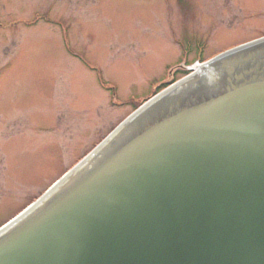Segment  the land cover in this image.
Listing matches in <instances>:
<instances>
[{
	"label": "water",
	"instance_id": "1",
	"mask_svg": "<svg viewBox=\"0 0 264 264\" xmlns=\"http://www.w3.org/2000/svg\"><path fill=\"white\" fill-rule=\"evenodd\" d=\"M0 264H264V36L126 117L0 227Z\"/></svg>",
	"mask_w": 264,
	"mask_h": 264
},
{
	"label": "rangeland",
	"instance_id": "2",
	"mask_svg": "<svg viewBox=\"0 0 264 264\" xmlns=\"http://www.w3.org/2000/svg\"><path fill=\"white\" fill-rule=\"evenodd\" d=\"M164 1L87 0L84 63L33 56L55 49L38 41L0 76V117L9 123L0 137L1 227L196 63L264 36V0H231L236 33L211 36L191 0H180L179 11Z\"/></svg>",
	"mask_w": 264,
	"mask_h": 264
},
{
	"label": "flooded vegetation",
	"instance_id": "3",
	"mask_svg": "<svg viewBox=\"0 0 264 264\" xmlns=\"http://www.w3.org/2000/svg\"><path fill=\"white\" fill-rule=\"evenodd\" d=\"M88 1L91 4L96 3V0ZM160 1L161 4L165 2ZM230 1L191 0L194 10L200 15L201 23L209 28L207 30L210 34L204 35H213L211 34L214 32L211 31L213 29H223L226 35L236 33H229L237 18V14L230 11ZM86 2L87 0H0V76H3L14 63L30 56L29 50L37 51L41 48V43L37 48H33L38 41L43 42L44 48L55 47V49L50 52H37L33 56H56L84 63L82 31L85 30ZM173 2L178 10L181 1L173 0ZM199 38L191 39L196 41ZM191 39L186 38L184 42ZM200 40L206 44L204 38ZM196 45L201 46L197 42ZM198 55H201L200 51ZM7 125H9L7 120L3 116L0 117V137H4Z\"/></svg>",
	"mask_w": 264,
	"mask_h": 264
},
{
	"label": "bare ground",
	"instance_id": "4",
	"mask_svg": "<svg viewBox=\"0 0 264 264\" xmlns=\"http://www.w3.org/2000/svg\"><path fill=\"white\" fill-rule=\"evenodd\" d=\"M19 215V214H18Z\"/></svg>",
	"mask_w": 264,
	"mask_h": 264
}]
</instances>
